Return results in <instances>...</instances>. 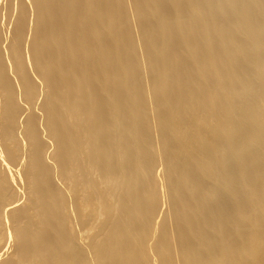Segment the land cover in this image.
I'll return each mask as SVG.
<instances>
[{
  "label": "bare ground",
  "instance_id": "6f19581e",
  "mask_svg": "<svg viewBox=\"0 0 264 264\" xmlns=\"http://www.w3.org/2000/svg\"><path fill=\"white\" fill-rule=\"evenodd\" d=\"M0 264H264V0H0Z\"/></svg>",
  "mask_w": 264,
  "mask_h": 264
},
{
  "label": "rangeland",
  "instance_id": "374dc122",
  "mask_svg": "<svg viewBox=\"0 0 264 264\" xmlns=\"http://www.w3.org/2000/svg\"><path fill=\"white\" fill-rule=\"evenodd\" d=\"M101 220H102V219L99 220V218H98V219L96 220V221H97V222H96V225H97L98 222H102ZM99 224H100V223H98V225H99ZM98 225H97V226H98Z\"/></svg>",
  "mask_w": 264,
  "mask_h": 264
}]
</instances>
